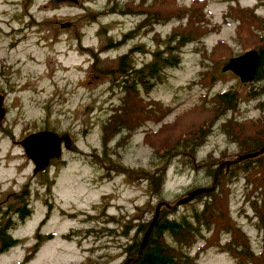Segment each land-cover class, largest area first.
<instances>
[{
    "label": "rangeland",
    "instance_id": "1",
    "mask_svg": "<svg viewBox=\"0 0 264 264\" xmlns=\"http://www.w3.org/2000/svg\"><path fill=\"white\" fill-rule=\"evenodd\" d=\"M110 1L79 0V5L52 6L51 0H0V94L5 97L7 111L0 124V221H4L6 208L13 205H7L10 196L27 184L32 193L31 215L24 222L15 216L11 220L15 225H11L9 232L20 244L5 253L0 251V264H22L33 252L38 233L44 243L27 264H83L88 259L98 264H122L125 260L122 247L130 242L136 229L127 237L116 238L85 232L105 227L110 216L134 225L154 218L159 198L150 193L147 181L139 175L144 171L152 173L159 165L152 150L144 145L147 132L173 125L179 117L194 119L195 114H206L195 112L202 107L203 97L234 91L241 98L236 112L214 126L198 152L197 166L190 163L189 157H177L167 164L161 198L176 205L195 189L210 185L211 179L203 170L205 166L217 168L222 159L239 155L238 144L231 142L220 129L223 122L232 119L248 128L264 125V96L257 101L250 100L252 84L243 85L232 73L222 72L229 60L215 68L211 59L201 56V45L193 44L185 48L180 67L168 70L164 82L149 95L151 101L173 112L159 124L148 122L126 143L121 142L122 137L109 142L106 151L110 164L98 160L99 155L106 159L103 125L120 104L121 97L119 91L111 89V78L102 73L116 69L120 58L136 48L146 51L132 54L138 67L143 68L153 60L151 53L158 48L156 34L163 39L177 25L156 26L155 33L149 37L138 35L125 46L104 51L110 39L123 40L140 22L138 17L118 15L93 21L94 15L108 10ZM115 1L125 4L140 0ZM194 1L177 0L185 7ZM206 1L212 26L220 27L219 32L203 40L206 50L211 53L218 46L222 54L232 58L246 53L245 45L253 38L237 39L240 23L229 17L230 7L244 12L254 10L264 19V1ZM64 23H72V27L63 30ZM222 43L230 48L229 52ZM92 53L100 58L97 68L93 66ZM144 97L148 99L147 95ZM42 131L71 140L70 148L63 150L61 161L51 168V199L42 192L43 178H35L33 164L21 145L27 137ZM128 169L134 175L126 173ZM247 195L246 184L243 179L238 180L232 187V215L249 236L252 249L259 254L264 232L257 228ZM50 202L53 207L47 209ZM201 203L180 206L178 214L190 211L192 206L202 207ZM197 252L195 248L192 255ZM198 257L197 264H236L215 248L204 250Z\"/></svg>",
    "mask_w": 264,
    "mask_h": 264
},
{
    "label": "trees",
    "instance_id": "2",
    "mask_svg": "<svg viewBox=\"0 0 264 264\" xmlns=\"http://www.w3.org/2000/svg\"><path fill=\"white\" fill-rule=\"evenodd\" d=\"M229 1L239 2L240 0ZM109 6L107 11L94 15L93 21H99L105 16L118 15L138 17L140 22L134 31L123 37V40L115 42L110 39L108 46L103 48L104 51L125 46L138 35L149 37L155 33L156 26H166L171 23H177V25L163 39L160 38L159 34H156L154 40L157 42L158 48L151 53L153 60L143 68L136 69L132 54L137 51L143 53L146 51L142 48H136L120 58L116 69L102 73L111 78V89L117 90L121 94L120 104L113 109V113L107 118L102 129L103 150L105 151L103 156L106 159H101L99 155L98 160L104 164L112 162L106 151L109 142L122 137L121 142L126 143L127 139L135 135L148 122L159 124L168 114L173 112L171 108H165L162 104L151 101L149 95L153 88L164 82L168 70L180 67L186 47L193 44L201 45L202 50L199 51L201 56L204 59H211L215 68L234 57L229 54L226 55V53L222 54L218 46L210 53L202 44L204 39L220 31V27L212 26L208 18L206 9L208 8V1L206 0H195L190 7L179 5L177 0H140L138 2L129 1L125 4L111 0ZM28 11L29 8L26 7V12ZM230 11L232 12L229 17L240 23L236 33L237 39L253 38V40L247 41L244 51L256 50L260 55L257 77L252 83V90L249 94L250 100L257 101L264 96V19L258 17L254 10L247 11V13L230 7ZM185 21L186 24H184ZM221 45L226 52L230 51L226 44L222 43ZM92 57L93 66L97 68L100 58L95 53H92ZM204 76H208V74H204ZM210 78L212 81L214 80L213 77L210 76ZM145 95L148 96V99H145ZM240 99L239 94L234 91L218 93L210 98L203 97L202 107H198L195 112L197 114L206 112V114L199 116L195 114L194 119H191L190 116L179 117L173 125L166 124L157 131L146 133L144 145L152 150L153 158L159 165L155 167L154 172L144 171L139 175L147 181V188L150 193L159 198V204L167 203L170 207L175 206L161 198L166 183L167 164L173 162L177 157H189L190 163L197 166L198 152L206 144L214 126L224 117L236 112ZM233 121L235 120L229 119L223 122L220 129L231 142L238 144L239 155L234 158L222 159L218 162L217 168L205 166L203 170L211 179V183L209 186L194 191L212 188L217 170L222 163L235 161L242 156L258 154L264 148V125L248 128L246 124L240 125ZM125 172L134 175L130 169ZM240 179H243L246 184L248 194L246 201L253 217L257 219V228L264 232L263 153L256 158L225 167L219 174L213 191L201 194L192 202L183 205L186 207L198 201L202 202V207L192 206L190 211L180 215L178 208L172 210L168 207H162L159 219L140 258L141 243L153 218L148 222L134 225L131 221L121 223L116 217L110 216L104 224L105 227L99 230L89 229L85 233L86 235L104 234L107 237L116 238L127 237L131 231L136 229L130 242L122 247L125 256L122 264L133 259H138V261L130 264H197L199 254L209 248H215L218 253L227 254L236 264H264V241L260 253L257 254L252 249L249 236L232 215V187ZM26 196V194H22V200ZM15 207L14 205L10 206L8 212H15ZM21 211H25L21 217L22 220L30 216L29 213H26L25 208ZM109 225H112V228L108 227ZM8 226L9 224L5 225L0 222L2 253L20 244L19 240L12 239L8 235ZM225 237H227L226 240ZM39 238H37L33 252L27 256L22 264L29 263L44 243V239ZM69 238V236L66 237V239ZM195 248L198 252L192 255ZM83 264L98 263L88 259Z\"/></svg>",
    "mask_w": 264,
    "mask_h": 264
},
{
    "label": "water",
    "instance_id": "3",
    "mask_svg": "<svg viewBox=\"0 0 264 264\" xmlns=\"http://www.w3.org/2000/svg\"><path fill=\"white\" fill-rule=\"evenodd\" d=\"M64 4L79 5L80 2L79 0H51L52 6H61ZM71 27H72V23H64L61 25V28L63 30L70 29ZM259 61H260L259 52L256 50H252L242 54L241 56L230 59L222 68V72L223 73L230 72L239 79L241 84L249 85L254 83L256 80ZM4 102H5V98L3 95L0 94V124L3 122V120L6 118L7 115V111L4 107ZM70 142L71 140L67 138L64 143L65 149L70 148ZM21 145L24 148L26 157L33 162L35 166L36 174L48 168L51 160L60 159L63 154V149L61 146L62 138L54 132H40L37 134H33L27 137L21 143ZM263 153H264V148L258 154L246 155L239 157L235 161H227L222 163L217 170L215 181L213 183L212 188L193 191L189 194L187 198L177 202L174 207H170L167 203L159 204L156 207V212L152 220V223L143 237L141 247L139 250V258L150 239L153 228L159 219L160 209L162 207H168L172 210H175L180 206L187 204L188 202H192L197 196L201 194H207L213 191L216 187L218 176L225 167L239 164L248 159L256 158L258 155H261ZM136 261H138V259L128 260L124 264H130Z\"/></svg>",
    "mask_w": 264,
    "mask_h": 264
},
{
    "label": "flooded vegetation",
    "instance_id": "4",
    "mask_svg": "<svg viewBox=\"0 0 264 264\" xmlns=\"http://www.w3.org/2000/svg\"><path fill=\"white\" fill-rule=\"evenodd\" d=\"M136 69L138 70V69H141V68H139L138 67V65L136 64ZM42 132H47V131H42ZM40 133V132H39ZM57 134V133H56ZM59 135V134H58ZM60 136V135H59ZM61 138H62V149L64 150L65 148H64V143H65V141H66V139H67V137H64L63 135L62 136H60ZM64 152V151H63ZM63 155V154H62ZM61 158H62V156H61ZM60 158V159H61ZM60 159H54V160H51L50 161V164H49V166H48V168H46L45 170H43V171H40V172H38L37 174L35 173V166H34V164H33V162H32V164H33V167H34V176H35V178H37V177H40V178H43V182H42V184H43V193L49 198V199H51V190H52V183H53V180L52 179H49V175H50V172H51V168H53L55 165H57V163L59 162V161H61ZM25 188H27V189H25ZM41 191V190H40ZM22 194H26L27 196L22 200ZM50 196V197H49ZM32 198V193H31V186L29 185V184H27V185H25L24 186V189L23 190H21V191H19V192H17V193H15L14 195H12V196H10L9 197V200H8V202H7V205H9V204H13L14 206H16L15 207V212H8V211H6V214H3L4 215V221H0L1 223H3V224H5V225H7V224H9V226H8V228H9V230H8V235L13 239V237H12V234L9 232V231H11L12 229V226L11 225H13L12 223H11V220L13 221L14 219H13V216H15V217H17L18 218V220L19 221H25L26 219H23L22 220V216H23V214H25V211L24 212H22L21 210L22 209H24L25 208V210L27 211L26 213H29L30 215H31V211H30V209H29V201H30V199ZM11 200H13V203L11 202V203H9ZM24 201V202H23ZM13 205H9L6 209L8 210L9 209V207L10 206H13ZM46 207H47V209H49L50 207H53V205L51 204V202L50 203H47V205H46ZM5 209V210H6ZM0 210H1V208H0ZM17 210V211H16ZM1 215V214H0ZM45 218H46V216H45ZM15 225V224H14ZM13 225V226H14ZM35 237L36 238H42V236H41V234L40 233H38V234H36L35 235ZM36 242H37V239H36ZM36 242H35V244H36ZM35 246V245H34ZM2 250V244L0 243V251Z\"/></svg>",
    "mask_w": 264,
    "mask_h": 264
}]
</instances>
